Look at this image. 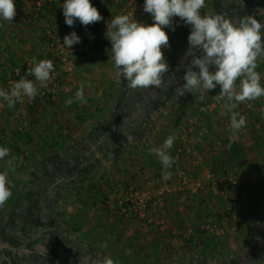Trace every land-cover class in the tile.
Listing matches in <instances>:
<instances>
[{"label":"crops","instance_id":"0c3cea01","mask_svg":"<svg viewBox=\"0 0 264 264\" xmlns=\"http://www.w3.org/2000/svg\"><path fill=\"white\" fill-rule=\"evenodd\" d=\"M19 1L23 3L20 8L22 15L32 23L23 22L14 26L12 22L0 21V45L14 44L15 47L13 45L9 50L11 53L18 52L21 63L29 59V49L32 48L31 53H36L35 60L38 62L42 60L39 48L48 41L44 22L51 24L52 38L57 43H63L65 34L75 32L80 37V42L75 44L79 50L75 53L71 51L77 64L75 76L80 87H83L86 104L91 106L88 112L98 116L78 122L72 119L59 121L53 115H57L56 109L59 112L65 106L63 96L39 100L30 109L25 97L19 111L32 112L30 115L42 120L47 118L41 121L43 124L34 119L32 126L36 127L29 128L30 133L34 132L35 139L38 138V125L48 129L45 135L41 133L40 139H37L42 140L39 151L36 148L39 155L35 150L31 153L36 155L35 158L54 153L57 158L54 171L57 175L64 166V162H59L62 159L59 157H76L75 165L81 159L82 166H88L86 172L90 174L87 177L98 178L93 183L96 185H93L96 187L94 191H88L90 189L83 184V191L92 192L90 195L94 200L91 197L88 200L86 193L82 201L78 197L66 200L53 198L52 203L57 211L53 210L52 214L10 213L11 207L6 214H1L0 264H96L98 259L104 257H111L116 264H264V97L254 100L251 123L232 137V131L225 132L219 127L216 117L208 120L188 116L193 112L197 114L196 107L201 103L199 92L175 97L173 102L170 101L173 97L171 94L175 93L176 88L162 86L151 91V103H146L141 95L144 96L147 89H132L128 94V87L119 85V74L109 55L111 43L105 38V32L107 26H111V19L121 12L134 11L135 20L151 24L146 16L134 9L139 0H91L103 20L88 26H83L77 20L72 27L64 23L59 0H49L50 3L45 4L39 14L34 8L37 0ZM201 13L222 14L234 22L252 15L264 23V0H206ZM178 22L182 21L174 18V26ZM165 31L170 47L162 49L169 65V74L164 79L170 80L173 76L171 71H175L176 77L181 80L185 74L184 65L192 59L185 58L191 28L183 23L181 29L175 26V31L171 28ZM86 46H91V51L85 50ZM257 64L256 71L260 73L261 84L264 85V57L258 59ZM210 71H215V68H210ZM183 83L182 79L180 85ZM219 91V86L210 90L202 103L218 95ZM129 95L131 100L127 101ZM158 95L169 101L155 102L154 98ZM249 102L240 103L239 106L251 107L247 105ZM174 105L177 111L171 110ZM7 107L4 101H0V124L4 128L9 127L5 131L11 130V120H14L1 117L3 112L8 111ZM14 112L16 114L17 111ZM189 122L199 129L197 133H187L191 125ZM93 126L94 131L89 133L88 129ZM247 126H251L248 129L253 128L252 134L246 133ZM169 135L176 137L173 147L168 150L169 154L173 156L176 151H181L182 162L167 169L171 173L167 182L172 192L163 196L161 215L156 216L162 225L152 223L140 230L138 222L122 212L127 207L126 194L130 187L141 188L147 180L162 175L164 166L156 161L151 149L161 147ZM32 136H29L30 140ZM9 137L8 141L6 138L2 140V147L15 152L14 145L7 144L13 141L20 145V139ZM96 140L99 145L105 143L100 153L93 145ZM224 147L240 153L236 152L238 154L234 156L238 159L234 158L232 163L221 167ZM92 151H95L93 157L97 159L92 163L96 165L93 169L90 161ZM191 151H205L212 159L220 158L217 163L212 162L219 171H216L215 181L208 184L211 188L205 191L195 186L176 191L180 179L190 174L186 171L190 165L184 161ZM16 167L11 166L10 172L9 166L4 170L14 191L13 206H16L17 195H22L21 189L15 190L17 184L14 182L19 184L15 176L23 171ZM78 168L75 166L71 170L77 171ZM189 183L192 185L190 180ZM218 192H222V198ZM13 208L15 212L19 210L18 207ZM207 222L217 227L215 234L207 235L201 230ZM105 244L107 247H102Z\"/></svg>","mask_w":264,"mask_h":264},{"label":"clouds","instance_id":"9594fccd","mask_svg":"<svg viewBox=\"0 0 264 264\" xmlns=\"http://www.w3.org/2000/svg\"><path fill=\"white\" fill-rule=\"evenodd\" d=\"M205 3L206 0H144L143 11L151 15V24L138 22L128 14L117 15L111 19V26H107L105 38L111 43L110 59L118 74L127 81L128 88L156 89L164 84V77L169 74V65L162 51L170 47L165 29L175 31L176 17L190 26L185 58L192 59L184 65V83L176 87L175 94L181 97L186 93L199 92L202 102L210 90L219 86V94L214 99L228 101L223 107L231 113L230 128L232 137H235L246 126L247 118L233 109L240 103L264 97V85L256 71L258 59L264 57V23L252 15L234 22L222 14H202ZM61 8L69 27L74 26L77 20L83 26L103 20L91 0H65ZM15 16V0H0V21L12 22ZM79 42L80 37L75 32L63 39V45L68 49ZM32 65L24 77L12 83L10 91L0 89V98L7 101L9 108L15 107L25 97L31 101L39 91L37 82L40 87H47L51 80L55 70L51 60L37 62L34 59ZM212 67L215 71H210ZM29 76L35 80L28 79ZM74 100L87 102L83 87L76 91ZM73 102L72 99L66 101L68 105ZM175 139L169 135L161 147L151 149L164 166L162 177L165 181L171 178L167 169L175 162L168 151ZM8 155L9 149L0 147V160ZM11 196L7 171L0 172V208ZM96 264H116V261L104 257Z\"/></svg>","mask_w":264,"mask_h":264},{"label":"rangeland","instance_id":"374dc122","mask_svg":"<svg viewBox=\"0 0 264 264\" xmlns=\"http://www.w3.org/2000/svg\"><path fill=\"white\" fill-rule=\"evenodd\" d=\"M59 1H60L61 5L65 2L64 0H59ZM48 3H50V2L49 1L44 2L42 4L41 9H43L44 6H46ZM34 8L38 14L41 13V11L39 10L40 7H37L36 2H35ZM62 11H63V9H62ZM21 14H23V13H21ZM34 16L35 15L33 14V17ZM21 17H22L21 20H19L17 22H13L12 24L15 26V25H22L21 23H23V22H26L27 24L32 23V21H28L29 19L26 16L22 15ZM37 17H39V16H37ZM46 22H44L43 25H44V30L48 34L49 31H48V28H46ZM182 26H183V23L180 22V26L177 29H181ZM65 36L66 35H64V37ZM47 37H48V35H47ZM48 40H49V38H48ZM45 42L47 44L45 46H41L39 48L41 51L39 49H37V51L39 50L41 52V55H42L41 59L42 60H44V59L48 60L50 58H53V59H55L56 64H57L59 61L57 54L53 51V48H51L50 45H48L49 41L46 40ZM58 44L64 46L63 43L58 42ZM13 45L7 46L3 43L0 45V73L3 71V74L2 73L0 74V89L6 90V91H10L9 86L12 84L11 82L15 77L18 80H19V78L21 79L22 77H24V75L27 73L28 68L33 66L32 61L34 59H36V56H35L36 53H31L32 48H30L29 49V51H30L29 59H27V61H25V63H21V58H19V56L17 54L18 52L17 53H11V50H9L10 48L11 49L13 48L12 47ZM14 47H15V45H14ZM73 47H76L77 51L79 50L78 46H75V45L72 46L71 49H68L67 47H65L67 54L70 56H71V53H73V52H71L73 50ZM16 48H17V46H16ZM33 48L35 49V47H33ZM45 48L47 50H45ZM24 49H26V48H24ZM90 49H91V46L85 47V50L89 51ZM77 51H74V53ZM75 66L77 67L76 62H75ZM76 67H75V71L73 73H71V75L69 76V80H65L63 82L62 80H60V77L64 76V74H65L64 68L65 67H63L61 65V63L60 64L58 63L56 65V70L58 71V74L60 77L57 76L56 80H54V78H51V80L48 81V83H47V87H40L39 83L37 82V87H38L39 91H38L37 96L34 99H32L31 101H29L27 98L26 102H27L28 107H29L28 109H30L31 106H34L35 102H37V101L39 102V100H42L45 98L51 100L53 98H59V97L63 96V98H64L63 100L65 101L64 102L65 106H63V109L60 110L59 112H58V109H56L57 115H53V117L58 118L59 121L68 122L72 119L73 121L78 122V121H81L82 119H85L87 117L88 118L98 117L96 115H93L92 112L91 113L88 112V110L91 109V106H88L86 103H80V102H77L74 100V96H75L76 91L79 88H81L79 80L75 76ZM14 69H18L20 71L19 76H15ZM171 72H172L173 76L170 77V80H168L169 78L164 79V82L166 83L167 81H170V83H172V89H173V87L176 88L177 86H180L182 79L180 80V77H176L177 74L175 73V71H171ZM173 77H175V78H173ZM61 78H63V77H61ZM64 78L66 79V76H64ZM28 79L35 80V78L33 76H29ZM118 80H119V85H126V87H128L127 81L124 80L123 78H121L120 75H118ZM54 83H59L60 89L56 88L55 89L56 93H54L51 97L46 96V97L42 98L39 95L41 89H43L47 93H52V91H54L53 86H52ZM64 89H66L67 91H64ZM128 90H129L128 94H130L132 89L128 88ZM151 90L154 91L152 88H151ZM171 96H173V97H172V100H170V101H173V102L175 101L174 98L178 97L175 93L171 94ZM189 96L192 97L193 95L189 94ZM130 97H131V95H129V98L126 100L127 101L131 100ZM214 97L215 96H213L208 101L206 100V102H203V103L201 102L198 105V107H196V113L197 114H193L194 113L193 112L191 115L189 114L188 116L191 118H194L193 116H195V117L200 116L202 119H208V120H210V118L216 117V118H218V125L221 129H223L225 132L226 131H232L230 128V115H231V113L228 112L227 109H225L223 107V105H225V103H226V100H221L220 103H217V100H215ZM69 99H72L74 101L71 105H68L66 103V101H68ZM154 99H155V102H158L161 100L162 101L164 100V102L169 101L168 99H164L160 95L156 96ZM108 100L110 101V100H112V98H110V99L108 98ZM0 101H4L5 104L8 106L7 101L3 100L2 98H0ZM112 101L114 102L115 99H113ZM215 102L217 103L216 106H214ZM253 102L254 101L247 103V105H250L251 107L246 106L245 108H243V107H240L238 104L236 106L237 108L233 109V111L239 112L241 115H244L247 118L246 125L251 123V116L254 112L253 111V107H254ZM255 102L257 103L258 101H255ZM20 104H21V102H17L15 107H13V108L7 107L8 108V111L6 110L7 113L3 112V114H1V117L5 116L6 118H10V119L14 118V120H11V122H12V126L15 129H13V127H12V128H10L11 130L5 131V128L9 129V127L4 128V126L2 124H0V147H2V144H1L3 142L2 140H4V138H6L8 141L9 136L12 139H13V137H15L16 139L19 138L21 143H20V145H18V143L14 144L13 141H11L10 143L7 144V145H9L12 143V146L14 145L13 150L15 152L9 151L10 156L5 157V159H3V160H0V172H3L4 170L8 169V166L10 167V169H8V172H10L12 170L11 166H15V167L17 166L16 169L20 168L21 171H23V173L15 176L16 180L18 182L20 181L19 184L16 181L14 182L15 184H17L16 185L17 189L15 188V190L21 189V193L24 195L25 194L28 195L29 199H28V201H26L25 204L23 203V206H21L19 208V210H16L17 212H15L13 210L14 209L13 207H16V206L12 205L11 202L13 200V197L11 196V198L8 200V202L5 204V206L0 208V215L6 214L8 208H10V207L12 208L9 210L10 213H30V214L46 213V214H52L53 210L57 211V208H54V204L52 203L53 198H55V200H61V199L66 200L65 198L72 199L74 197H78V199L79 200L81 199V201H82V199L85 198V196L83 197V194L87 193L88 194L87 199L89 200V198L91 197L90 199L94 200V198H92L93 196L90 195L92 192L83 191V189H84L83 184L85 183V187L86 188L88 187L90 189L88 191H92V190L94 191L96 189V187H93V185L95 184L94 182L96 181V179L98 177H95V180L92 177H90V178H89V176L87 177V175L90 174V173L86 172L88 166H86V165L82 166L81 159H80V162L78 164L76 163V165H75L74 160L76 159V157L67 158L66 155L64 157L63 156L59 157V158H62V159H59V162H64V166H63V170L60 171V174L57 175L56 172L54 171V169L56 168L54 166V161L57 160V158L54 157V153H52L51 155H48V154L43 155L42 158H41V156L36 157V158H35L36 155L33 156L31 151H34V150L36 151V148L39 151V149H40L39 145L42 144V143H40V142H42V140H37V139H40L41 133L43 135H45V132L48 129H46V127L44 125H43V127H38L39 126L38 125L37 126L38 131L36 134L38 136V138L35 139L34 138V132L31 131V133H30L29 128L30 127L31 128L36 127L35 125L32 126L35 123L34 119H37L38 122H41L44 119L47 120V118H45L43 116L44 118L42 120V118H40V117L37 118L36 115L35 116L30 115L32 112L27 113V111H24V110L19 111ZM204 109H206V110H204ZM10 110L12 113L10 112ZM15 110L17 111L16 114L14 112ZM171 110L177 111V107H175V105H174ZM173 111H172V114L174 115ZM63 112L66 115L62 114ZM221 112H223L224 113L223 115L226 117H224L221 114ZM14 115H15V117H14ZM97 115H98V113H97ZM252 119L255 120V117H253ZM189 123H191V125H190V127L188 126L187 133L188 134H192V132L197 133V131H199V129L195 128L194 127L195 124H193L192 122H189ZM41 124H43V123L41 122ZM250 127L251 126H247V128H246L247 129L246 133H248V134H250V133L252 134L254 132V130H252L253 128L248 129ZM227 128H230V129H227ZM94 129H95L94 126L90 127L88 129L89 133L94 131ZM30 135L31 136L33 135L31 140L29 138ZM87 135H88V133H87ZM95 135H97V133ZM82 136H83V134H82ZM10 137H9V139H10ZM79 141H80V139H79ZM43 144H44V146L47 145L46 143H43ZM92 144H93V142H92ZM102 144L99 145L97 143V140L93 144L96 147L95 150L97 153L98 152L100 153L101 151H103L101 146H104L105 143L102 142ZM36 154L39 155L38 152ZM93 155H95V151L94 152L92 151V153H91V159H90L91 164L95 163L97 161V159H95L93 157ZM172 157L175 158V161H176V162H174L173 165L178 166L182 162L181 151H180V153L176 151ZM187 157H189V158H187L188 160L185 159L184 162H187L190 165V167H187V169H186V171L190 172V174H187V177H182L180 179L179 183L180 182L182 183V181H184V180L187 182H189V180H190L191 183H193L196 181L197 177L203 176V174L207 170H210L211 173L213 174V179L211 181H208L205 178L204 185L201 189H203L205 191L207 188H211V186L208 184L215 181L216 176H217V175L215 176V174H217L216 171H219V168L215 167V165L213 163H215V162L217 163L218 161H220V158H217V159L213 158L212 159V157H210L208 155V153L205 154V151H204V153L203 152L198 153L197 151H195V153H194L193 151H191L190 153H188ZM200 157H201L202 161H200L196 164L195 163L196 159L200 158ZM156 158H157L156 161L158 163H161L157 156H156ZM67 164H70V166H68ZM75 166H79L78 170L72 171L71 168H75ZM94 167H96L95 164L91 167V169H93ZM67 168H69V170H67ZM83 170H84V172H83ZM68 171H70V172L68 173ZM16 173H18V171ZM191 173L193 175H191ZM223 174H227V173L223 172ZM189 175H191V176L189 177ZM161 176H158V178L155 177L157 179L147 180V182L148 181H154L156 188H159L160 185H162L163 183H166L171 188V186L168 184L169 182L163 180V178ZM179 183H178V187H179ZM236 184L239 185L238 183H236ZM94 186H96V185H94ZM143 187H141V188H143ZM133 188H139V187H133ZM237 190L239 191V189H237ZM176 191H179L178 188L176 189ZM232 192L234 193L237 191H232ZM13 193H14V191H12V194ZM69 193H70V195L68 196L67 194H69ZM218 194L221 197L222 192H218ZM223 197H224V195H223ZM161 207H162V204L155 207V209H157V216L161 215V213H159L162 211ZM122 212L125 215H128L129 217H131L134 221H137L138 222L137 225L140 228V230L149 226L147 224V222L138 220L135 216H132L133 214L131 212H129L126 208H123ZM204 226H210V228L213 229L212 234H215L217 227L213 226V223L211 224V222H207V223H204V225L201 227V230H203L204 234L207 233V235H208L209 230H205L203 228Z\"/></svg>","mask_w":264,"mask_h":264},{"label":"built area","instance_id":"2783aa9c","mask_svg":"<svg viewBox=\"0 0 264 264\" xmlns=\"http://www.w3.org/2000/svg\"><path fill=\"white\" fill-rule=\"evenodd\" d=\"M46 1H49V0H37L36 1V5H37V7H40L39 8L40 11H41L42 4ZM114 1L117 2L118 0H114ZM17 2L18 1L15 0V4ZM143 5H144V0H139L134 9L139 11L140 13H142L144 16H146L149 19V21L152 23L153 22L152 17L149 13H146L143 11ZM21 13H22L21 9L16 5V16L12 20V23L21 20V18H22ZM133 13H134V11L121 12L119 15L128 14L131 17H134ZM63 19H64V23H65V17H63ZM175 26H176V28H178L180 26V23L178 22ZM46 28H48V31H49L47 34L48 38H49L48 45H50V47L53 48V51L57 54V56L59 58L58 63L59 64L61 63V65L63 67H65L64 68V72H65L64 76H66V79L64 78V76H61L63 78H61L59 76L58 71L56 70V65L58 63L56 64V61L53 58L48 59V60H51L53 62L54 69H55L52 72L51 77L54 78V80H56L57 76H58V77H60V80H62L64 82L65 80H69V76L71 75V73H73L75 71V67H76L75 61H74L72 56L67 54V52L65 50L66 48L64 46L56 43L52 39V36H51L52 33L50 31L51 30V24L49 22H46ZM73 50L77 51V48L73 47ZM18 71H19L18 69H14L15 76L20 75V71L19 72ZM14 81H18V79H16V77H15L11 83H13ZM11 86H12V84L9 86V90L11 89ZM52 86H53V90H54V91H52V93H47L46 91L41 89L39 95L42 98L46 97V96L51 97L54 93H56V91H55L56 88L60 89L59 83H54ZM64 91H67V90L64 89ZM217 103H220V101H217ZM217 103L215 102L214 106H216ZM200 161H202L201 157L197 158L195 163L197 164ZM205 178L208 181H211L213 179V174L211 173L210 170H207L203 174V176L198 177L196 179V181L192 183V185L185 180L182 181V183L179 184L178 190L181 191V190L186 189V188L189 189L190 186H195L197 189H199V188L201 189L204 185ZM234 184H236V183H234ZM171 192H172V189L166 183H163L162 185H160L159 188H156L154 181H148L143 188L130 187L127 194H126L127 195V197H126L127 207H125V208L129 212H131L133 214L132 216H135L138 220L147 222V224L156 223L157 225H162L161 222H159V220L156 219L157 209H155V207H157L158 205H161L163 202V196L168 194V193H171ZM203 228L205 230H209L208 235H212L213 229L210 228V226H204ZM161 229L163 230L164 228L161 227Z\"/></svg>","mask_w":264,"mask_h":264},{"label":"trees","instance_id":"16d2710c","mask_svg":"<svg viewBox=\"0 0 264 264\" xmlns=\"http://www.w3.org/2000/svg\"><path fill=\"white\" fill-rule=\"evenodd\" d=\"M18 2L16 3V5L19 7V8H21L22 7V5H23V3H22V1H19V0H17ZM41 11H42V9H41ZM166 79H168V78H166ZM169 80V79H168ZM162 86H166V87H169V86H172V83H170V81H167L166 83L164 82V84L162 85ZM161 86V87H162ZM151 89H147V93L148 94H146V92H145V94H144V96L143 95H141V99L142 100H146V103L147 102H149V103H151V99H152V97H153V94L151 93ZM149 98V99H148ZM236 152H238V153H240V151H231L229 148H227V147H224V149H223V151H222V156H221V161L223 162L220 166L222 167V166H224V165H226V164H229V163H232V161L234 160V158H239V157H234V156H236L238 153H236ZM28 195H24V194H22V195H18L17 197H16V200H15V204H16V207H18V208H20L21 206H23V203L25 202L26 203V201H28Z\"/></svg>","mask_w":264,"mask_h":264}]
</instances>
